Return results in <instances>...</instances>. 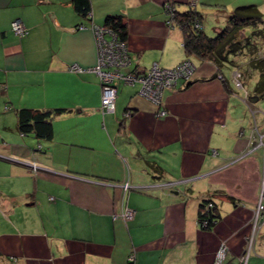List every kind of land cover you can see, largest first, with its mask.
Masks as SVG:
<instances>
[{"label": "crops", "instance_id": "obj_1", "mask_svg": "<svg viewBox=\"0 0 264 264\" xmlns=\"http://www.w3.org/2000/svg\"><path fill=\"white\" fill-rule=\"evenodd\" d=\"M166 2L180 12L193 2L213 30L240 5L264 14V0H89L88 15L73 0H0V264H215L221 241L236 263L244 251L262 175L259 150L235 158L251 115L214 64L185 54ZM109 15L126 24L123 72L195 64L191 81L163 91L164 116L122 81L113 111L101 110L93 26ZM19 108L64 112L39 139L18 131ZM209 199L220 217L204 229L198 211ZM125 207L134 216L114 219ZM253 245L246 264H264V223Z\"/></svg>", "mask_w": 264, "mask_h": 264}, {"label": "trees", "instance_id": "obj_2", "mask_svg": "<svg viewBox=\"0 0 264 264\" xmlns=\"http://www.w3.org/2000/svg\"><path fill=\"white\" fill-rule=\"evenodd\" d=\"M73 3L74 9L80 15H88L89 0H73ZM168 4L170 8L167 7ZM164 9L170 25L174 24L181 30L182 47L188 57L193 56L214 64L218 78L223 82H230L235 89L236 86L232 82L233 73H239L243 88H246V79H255L252 93L257 99L264 98V54L262 52L264 46V14L256 4H244L233 8L226 16L223 26L214 30L213 35H207L203 31L204 14L194 5H188V9L180 12L175 9L171 2H166ZM102 26L110 29L119 41L126 43L127 30L122 16L109 15ZM225 68L230 70L228 81L224 76ZM135 70H137L136 67L128 73H134ZM184 81L180 79L175 87ZM62 112H64L62 109L19 108L16 110L18 131L22 134H33L39 139H50L52 136L50 120L53 115ZM209 203L211 206L206 209ZM219 217L218 208L213 200L209 199L200 203L198 222L202 228H212ZM204 223L205 226H203Z\"/></svg>", "mask_w": 264, "mask_h": 264}, {"label": "built area", "instance_id": "obj_3", "mask_svg": "<svg viewBox=\"0 0 264 264\" xmlns=\"http://www.w3.org/2000/svg\"><path fill=\"white\" fill-rule=\"evenodd\" d=\"M167 7L170 8V5L168 4ZM11 30L20 38L27 34V28L19 18L11 22ZM93 32L98 52L97 63L93 71L98 75L101 84V110L103 112L113 111L116 98L114 82L122 81L127 84L138 83L140 86L138 94L150 102H154L158 107V115L164 116L166 111L161 102L163 86L172 88L180 79L186 82L189 81L195 69L192 61L186 58L173 68H162L156 62H153L145 72L135 70L134 73H125L122 69H125L130 63L126 43L119 41L116 35L107 27L94 25ZM71 70L81 71L82 69L72 66ZM239 76V73L235 72L232 77V82L237 88L242 87ZM30 165L33 169L36 168L35 163H30ZM122 188L126 192L131 186L128 182H125L122 184ZM259 195L251 224L248 247L237 256V262L233 263L226 261L228 247L225 241H221L215 252V264H246L254 244L256 231L260 227L259 225L264 223V172ZM210 206L209 203L206 207L209 208ZM133 216L134 210L128 207L113 215L114 219L119 218L124 221L131 219ZM260 218H262V223ZM203 226H205V223ZM129 259H133V256L130 255Z\"/></svg>", "mask_w": 264, "mask_h": 264}, {"label": "rangeland", "instance_id": "obj_4", "mask_svg": "<svg viewBox=\"0 0 264 264\" xmlns=\"http://www.w3.org/2000/svg\"><path fill=\"white\" fill-rule=\"evenodd\" d=\"M192 3L193 2H190L189 5H191ZM222 24L223 23H221V25ZM202 26H203V31L207 35H213V33H214L213 26H215L213 18L205 17L203 19ZM195 70H196V68L193 70L194 73H195ZM194 73L191 75V78H190L191 80L193 79ZM171 80H172V78H171ZM185 83H186V81H184L181 85H184ZM252 84H253V79L248 84H246V88L247 89L243 88V86L239 87V88L236 87V89L242 91V98L241 99L246 104L248 112L251 115V121L249 122V126H248L249 133H248V136H247L248 138H247L246 147L244 148V151L240 152L238 157H235V158L236 159L237 158L240 159L241 157L245 156L246 154L253 153L256 150H259L261 152V157H262V175H261V180H260V191H259V194H260L261 193V184H262V181H263V172H264V98L259 99V100L258 99L254 100L255 96L251 92ZM139 87H138V91H139ZM175 88L176 87L167 88V87L163 86V91L165 89H175ZM163 91H162V94H163ZM161 102H162V105H163L162 95H161ZM151 103L153 105H155L154 102H151ZM163 107H164V105H163ZM157 111H156V116L161 117L160 115H158ZM239 133H240V135H243V132L242 133L239 132ZM212 154L215 155L216 151L213 150ZM232 160H234V158H232ZM259 196H258V200H259ZM258 200H257V202H258ZM257 202H256V206H257ZM256 206H255V208H256ZM254 212H255V209H254ZM254 212H253V215H252V220H253V217H254ZM260 222L262 223V218H260ZM251 224H252V222H251ZM258 229H257V231H258ZM257 231H256V234H257ZM249 234L250 233H248V235L246 236V239H245V249H246V247H248ZM217 248H218V246H217Z\"/></svg>", "mask_w": 264, "mask_h": 264}, {"label": "water", "instance_id": "obj_5", "mask_svg": "<svg viewBox=\"0 0 264 264\" xmlns=\"http://www.w3.org/2000/svg\"><path fill=\"white\" fill-rule=\"evenodd\" d=\"M254 100H256V97H254Z\"/></svg>", "mask_w": 264, "mask_h": 264}]
</instances>
